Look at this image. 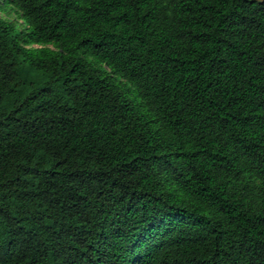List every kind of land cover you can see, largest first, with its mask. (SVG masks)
<instances>
[{
    "label": "trees",
    "instance_id": "16d2710c",
    "mask_svg": "<svg viewBox=\"0 0 264 264\" xmlns=\"http://www.w3.org/2000/svg\"><path fill=\"white\" fill-rule=\"evenodd\" d=\"M0 12V264H264V3Z\"/></svg>",
    "mask_w": 264,
    "mask_h": 264
},
{
    "label": "rangeland",
    "instance_id": "374dc122",
    "mask_svg": "<svg viewBox=\"0 0 264 264\" xmlns=\"http://www.w3.org/2000/svg\"><path fill=\"white\" fill-rule=\"evenodd\" d=\"M16 15L17 14L13 13V12L10 15H6V14L0 12L1 17L5 18V19H9V20H16ZM19 23H23V22L19 21Z\"/></svg>",
    "mask_w": 264,
    "mask_h": 264
},
{
    "label": "water",
    "instance_id": "95a60500",
    "mask_svg": "<svg viewBox=\"0 0 264 264\" xmlns=\"http://www.w3.org/2000/svg\"><path fill=\"white\" fill-rule=\"evenodd\" d=\"M257 1H259V2H261V3H264V0H257Z\"/></svg>",
    "mask_w": 264,
    "mask_h": 264
}]
</instances>
